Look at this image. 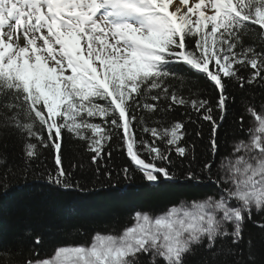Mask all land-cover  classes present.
Listing matches in <instances>:
<instances>
[{
	"label": "snow or ice",
	"instance_id": "6c2138e0",
	"mask_svg": "<svg viewBox=\"0 0 264 264\" xmlns=\"http://www.w3.org/2000/svg\"><path fill=\"white\" fill-rule=\"evenodd\" d=\"M229 84L264 89V0H0V194L12 187L9 177L29 173L41 149L56 165L48 185L83 191L63 166L73 143L108 180L102 162L114 148L126 159L118 175L127 181L136 172L148 186L174 181L178 160L185 181L214 188L159 213L134 210L118 232L96 231L43 256L42 236L25 229L20 245L0 244V264H256L264 102L244 99L242 135L220 155L235 102ZM190 125L202 142L208 128L199 156ZM12 138L21 165L10 159ZM247 223L259 229L258 241L245 240Z\"/></svg>",
	"mask_w": 264,
	"mask_h": 264
},
{
	"label": "trees",
	"instance_id": "16d2710c",
	"mask_svg": "<svg viewBox=\"0 0 264 264\" xmlns=\"http://www.w3.org/2000/svg\"><path fill=\"white\" fill-rule=\"evenodd\" d=\"M227 92L235 98L230 103L228 116L220 129V155L231 150L230 142L234 136H241V126L238 122L242 114V104L245 98L257 107L264 102V89L255 86H245L241 89L229 84ZM213 99L215 94L211 93ZM218 115V114H217ZM176 119H183L180 112L175 114ZM251 118L245 116L244 128H248ZM189 126V140L196 144V153L199 156L206 151L208 128L202 129L203 142L196 138L193 129ZM38 161L33 162L31 170L25 175L17 174L9 177L12 187L7 195L0 194V244L20 245V237L25 229L31 228L40 234L43 243L37 249L43 256L57 245L81 244L89 240L91 235L99 231L121 230L126 224H131L129 214L134 210H150L159 213L167 207L177 205L185 198L204 195L214 191L213 187L193 185L185 181L180 162L176 161L173 169L177 174L174 181L162 180L156 186H148L141 174H132L127 181L123 175H118L126 163L125 157L116 149H111L112 158L102 162L107 170L112 171L111 180L104 175V170L96 174L95 166L89 164V155L84 148L73 143L71 152L65 151L63 166L72 173V183H78L83 191H62L49 186L46 176L54 173L56 165L53 154L49 149H41ZM10 159L21 165L20 146L15 138L9 140ZM175 159V157H174ZM83 164V167L73 165ZM249 234L254 240H259V229L252 223L245 225V240ZM25 250L29 244H23ZM243 259L248 258L247 245L241 244ZM256 264H264V245L257 243L255 248ZM199 259V256L196 257Z\"/></svg>",
	"mask_w": 264,
	"mask_h": 264
}]
</instances>
